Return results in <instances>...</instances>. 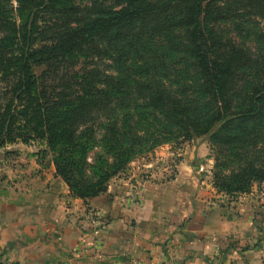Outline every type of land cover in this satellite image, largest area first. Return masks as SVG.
I'll return each mask as SVG.
<instances>
[{"label":"trees","instance_id":"obj_1","mask_svg":"<svg viewBox=\"0 0 264 264\" xmlns=\"http://www.w3.org/2000/svg\"><path fill=\"white\" fill-rule=\"evenodd\" d=\"M10 1L0 0V150L45 143L56 176L87 201L136 158L209 137L219 193L264 185V81L234 103L251 59L222 48V0H16L20 24ZM43 13L62 19L36 47ZM88 57L113 61L101 87L97 70L67 76Z\"/></svg>","mask_w":264,"mask_h":264},{"label":"crops","instance_id":"obj_2","mask_svg":"<svg viewBox=\"0 0 264 264\" xmlns=\"http://www.w3.org/2000/svg\"><path fill=\"white\" fill-rule=\"evenodd\" d=\"M7 149L20 153L2 166V264H232L246 255L243 240L254 241L261 228L264 185L225 199L200 186L187 159L169 182L136 188L117 177L106 193L84 201L71 196L52 164L37 162L32 146ZM90 210L108 219L97 253L80 250ZM255 246L247 251L262 257Z\"/></svg>","mask_w":264,"mask_h":264},{"label":"rangeland","instance_id":"obj_3","mask_svg":"<svg viewBox=\"0 0 264 264\" xmlns=\"http://www.w3.org/2000/svg\"><path fill=\"white\" fill-rule=\"evenodd\" d=\"M82 3V0H78L76 4L81 6ZM218 6L221 9L219 12L226 17V20L214 27L215 32L223 43L222 48L235 47L242 49L247 53L248 58L251 59L249 66L243 67L236 74L235 82L237 83L238 93L237 95L234 94V103L237 105L242 102L245 91L248 92L253 86L264 81V0H222L218 3ZM18 7L16 0L9 2V9L12 10L11 15L17 21V24H20L18 12L16 11ZM61 19L62 17L54 13L50 15L43 13L41 15L38 20L41 35L37 38L36 47L47 44L50 37L52 39L57 28L55 25L59 24ZM76 65L73 69L74 71L67 73L71 82L76 81L75 73L82 75L85 71L97 70L98 81L96 85L101 87L100 81L105 79L104 77L115 75L113 61L108 57L82 58ZM179 67L182 71H186L185 73L191 72V68L188 66L187 68L185 66ZM43 69L45 67L37 69V74H41ZM73 87L76 88L77 85L73 84ZM29 146H32L37 151L35 155L38 156L37 162L39 164L42 166L52 164L54 166L52 154L45 143L33 142ZM8 147L0 150V180L6 175L2 172L4 170L2 168L4 162L20 153L12 152L7 149ZM215 155L216 152L210 145L209 137L194 138L189 141L179 139L159 146L155 150L136 158L117 177L126 179L130 187L143 188L150 183L161 185L174 179L177 164L181 160L187 159L190 171L197 178L200 186L215 187L213 179ZM11 161H15V159ZM115 178L109 182L108 187ZM219 195L226 196L225 199H234L236 197L223 193H219ZM259 222L261 228L254 241L251 239L243 240L241 249L246 252V255L242 256V258H237L232 264H264V214L261 215ZM257 242L262 245L260 254L262 257L260 258L256 256V253L253 254L251 251H247L256 247L257 245L255 246V244Z\"/></svg>","mask_w":264,"mask_h":264},{"label":"built area","instance_id":"obj_4","mask_svg":"<svg viewBox=\"0 0 264 264\" xmlns=\"http://www.w3.org/2000/svg\"><path fill=\"white\" fill-rule=\"evenodd\" d=\"M222 196L226 197L224 195ZM87 216L89 223L88 230L90 236L89 238L87 237L88 239L83 241V243L80 245V250H93L95 253H97L100 247L99 239L108 226V219L105 217L104 214L96 210H90ZM0 264L2 263L0 262ZM134 264L139 263L135 262Z\"/></svg>","mask_w":264,"mask_h":264}]
</instances>
